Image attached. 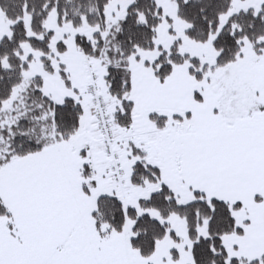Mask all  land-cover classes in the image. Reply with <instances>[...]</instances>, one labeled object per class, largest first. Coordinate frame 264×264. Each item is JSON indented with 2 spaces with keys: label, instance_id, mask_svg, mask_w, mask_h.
Returning <instances> with one entry per match:
<instances>
[{
  "label": "snow or ice",
  "instance_id": "1",
  "mask_svg": "<svg viewBox=\"0 0 264 264\" xmlns=\"http://www.w3.org/2000/svg\"><path fill=\"white\" fill-rule=\"evenodd\" d=\"M0 264H264V0H0Z\"/></svg>",
  "mask_w": 264,
  "mask_h": 264
}]
</instances>
